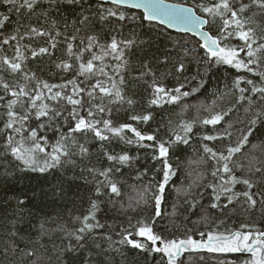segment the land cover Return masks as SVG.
I'll return each mask as SVG.
<instances>
[{
    "label": "trees",
    "instance_id": "1",
    "mask_svg": "<svg viewBox=\"0 0 264 264\" xmlns=\"http://www.w3.org/2000/svg\"><path fill=\"white\" fill-rule=\"evenodd\" d=\"M165 1L221 53L94 0H0V264H258L165 249L264 239V0Z\"/></svg>",
    "mask_w": 264,
    "mask_h": 264
},
{
    "label": "water",
    "instance_id": "2",
    "mask_svg": "<svg viewBox=\"0 0 264 264\" xmlns=\"http://www.w3.org/2000/svg\"><path fill=\"white\" fill-rule=\"evenodd\" d=\"M102 4H108L120 8L138 11L142 14L143 20L149 23H155L166 30L176 33L189 35L195 38L207 53L218 56L221 53V47L218 40L210 35L207 31V20L197 15L192 7L187 5L171 3L165 0H94ZM236 236V235H234ZM231 237L227 238L230 239ZM222 240V238L218 239ZM225 240V238H223ZM206 245L203 243L198 247L196 241L193 245L196 249L194 252L208 250L210 242ZM180 245V243H177ZM185 249V246H181ZM250 253L249 251H242Z\"/></svg>",
    "mask_w": 264,
    "mask_h": 264
},
{
    "label": "rangeland",
    "instance_id": "3",
    "mask_svg": "<svg viewBox=\"0 0 264 264\" xmlns=\"http://www.w3.org/2000/svg\"><path fill=\"white\" fill-rule=\"evenodd\" d=\"M223 56H227V58L225 59L226 61H232L234 59L233 54L230 52H226L223 54ZM138 236L142 237V238H146V239H155V237L151 236V234L149 233L148 230H143L141 231ZM249 235H244V237H248ZM156 240V239H155ZM235 243H236V237H232L230 239H225V240H215L213 242H210L209 244V250L212 251H224V250H229V251H236L235 249ZM200 245H198L199 247ZM185 247L187 248H194V245H190L189 243H187V246L185 245ZM250 247L248 246V244L242 246L240 248V250H248ZM181 249H183L182 247H179L178 244H173L165 249L166 254L168 255L169 259H171L170 261L173 262L174 257L181 251ZM252 255V259H255L256 256L260 257V253L259 250L255 251ZM263 260H260L258 262V264H264V255H262ZM260 259V258H259Z\"/></svg>",
    "mask_w": 264,
    "mask_h": 264
},
{
    "label": "flooded vegetation",
    "instance_id": "4",
    "mask_svg": "<svg viewBox=\"0 0 264 264\" xmlns=\"http://www.w3.org/2000/svg\"><path fill=\"white\" fill-rule=\"evenodd\" d=\"M234 237H236V243H235L236 250H240L242 246L248 244L250 248L248 250H242V251H246V252L249 251L250 254H253L255 251L259 250L260 257L256 256L254 260L256 263H258L260 260H263L262 255H264V239H258L257 237L254 239H250V237L245 238L244 235L241 234H237Z\"/></svg>",
    "mask_w": 264,
    "mask_h": 264
},
{
    "label": "bare ground",
    "instance_id": "5",
    "mask_svg": "<svg viewBox=\"0 0 264 264\" xmlns=\"http://www.w3.org/2000/svg\"><path fill=\"white\" fill-rule=\"evenodd\" d=\"M232 238V237H231Z\"/></svg>",
    "mask_w": 264,
    "mask_h": 264
}]
</instances>
